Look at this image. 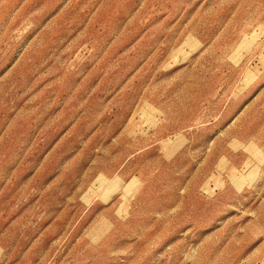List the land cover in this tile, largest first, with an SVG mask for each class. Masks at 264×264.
Masks as SVG:
<instances>
[{"label":"rangeland","instance_id":"374dc122","mask_svg":"<svg viewBox=\"0 0 264 264\" xmlns=\"http://www.w3.org/2000/svg\"><path fill=\"white\" fill-rule=\"evenodd\" d=\"M0 264H264V0H0Z\"/></svg>","mask_w":264,"mask_h":264}]
</instances>
